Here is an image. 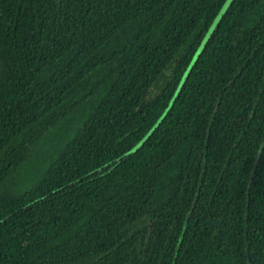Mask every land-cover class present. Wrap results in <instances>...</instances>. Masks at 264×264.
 <instances>
[{
  "label": "trees",
  "instance_id": "trees-1",
  "mask_svg": "<svg viewBox=\"0 0 264 264\" xmlns=\"http://www.w3.org/2000/svg\"><path fill=\"white\" fill-rule=\"evenodd\" d=\"M0 0V264H264V0Z\"/></svg>",
  "mask_w": 264,
  "mask_h": 264
},
{
  "label": "rangeland",
  "instance_id": "rangeland-1",
  "mask_svg": "<svg viewBox=\"0 0 264 264\" xmlns=\"http://www.w3.org/2000/svg\"><path fill=\"white\" fill-rule=\"evenodd\" d=\"M228 0H224L221 4V6L219 7L218 11L216 12V14L214 15V20L211 24V26L214 24V22L216 21V19L218 18L220 12L225 8L226 4H227Z\"/></svg>",
  "mask_w": 264,
  "mask_h": 264
}]
</instances>
